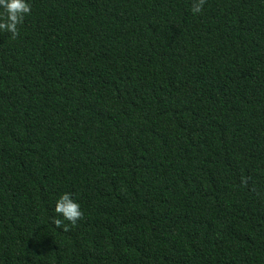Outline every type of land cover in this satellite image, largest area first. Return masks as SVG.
<instances>
[{"label":"trees","instance_id":"1","mask_svg":"<svg viewBox=\"0 0 264 264\" xmlns=\"http://www.w3.org/2000/svg\"><path fill=\"white\" fill-rule=\"evenodd\" d=\"M28 2L0 34V264H264V0Z\"/></svg>","mask_w":264,"mask_h":264},{"label":"clouds","instance_id":"2","mask_svg":"<svg viewBox=\"0 0 264 264\" xmlns=\"http://www.w3.org/2000/svg\"><path fill=\"white\" fill-rule=\"evenodd\" d=\"M206 0H192L190 11L199 15ZM31 12L28 0H0V34L7 33L11 39L19 35V26ZM54 215L50 222L57 228L67 230L68 225H75L81 219L83 212L80 204L70 192H62L55 199L53 205Z\"/></svg>","mask_w":264,"mask_h":264}]
</instances>
